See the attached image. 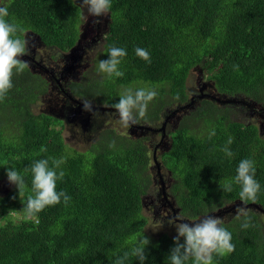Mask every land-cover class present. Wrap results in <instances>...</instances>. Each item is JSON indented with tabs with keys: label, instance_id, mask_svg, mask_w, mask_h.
Returning a JSON list of instances; mask_svg holds the SVG:
<instances>
[{
	"label": "trees",
	"instance_id": "trees-1",
	"mask_svg": "<svg viewBox=\"0 0 264 264\" xmlns=\"http://www.w3.org/2000/svg\"><path fill=\"white\" fill-rule=\"evenodd\" d=\"M2 5L8 8L6 20L19 26L16 36L25 42V53L27 33L38 36L46 50L60 53L81 40L84 12L76 0H2ZM108 17L104 51L95 62L102 88L88 96L113 105L126 88L153 89L157 96L138 122L155 123L165 110L177 114L190 101L187 82L196 70L225 99L223 104L200 101L168 133L171 147L160 156L161 171L182 215L199 219L243 204L239 185L233 183L231 192L220 185L233 180L245 158L255 162L261 186L248 205L264 210V134L237 118L241 103L264 109V0H112ZM110 46L127 51L118 66L122 77L98 71ZM137 47L148 50L150 62L135 54ZM12 81L0 100L1 114L13 111L0 125V177L8 179L12 167L24 176L25 188L22 197L15 185L0 197V264H115L142 237L150 240L144 264H168L174 237L146 233L144 198L158 186L147 140L106 129L89 150L76 151L66 143L60 118L33 110L49 92L48 80L26 68ZM75 94L82 97L79 90ZM230 136L232 157L222 151ZM40 159H48L50 167L52 159L63 160L57 171L65 175L57 191L71 199L29 217L22 200L34 195L30 167ZM12 212L23 218L14 220ZM234 215L224 227L232 233L235 250L214 254L213 264H264V214L250 209L246 229ZM125 264L140 261L129 255Z\"/></svg>",
	"mask_w": 264,
	"mask_h": 264
},
{
	"label": "clouds",
	"instance_id": "clouds-1",
	"mask_svg": "<svg viewBox=\"0 0 264 264\" xmlns=\"http://www.w3.org/2000/svg\"><path fill=\"white\" fill-rule=\"evenodd\" d=\"M81 7L86 8L88 16L97 18L96 22L98 23L101 17L110 13L112 0H82ZM8 15V8L0 5V100H3L14 86L13 75L22 73L28 67V62L19 58L25 54V42L16 36L20 30L19 26L8 22L6 20ZM135 54L150 62V53L147 49L137 47ZM126 55V49L110 46L108 58L99 61L98 71L109 77L113 75L122 77L124 73L118 70V66ZM156 96L157 92L153 89L138 88L133 90L129 87L120 93L118 102L111 107L118 113L119 123L128 127L145 118L148 105ZM81 102L85 111L93 110L91 101L82 100ZM214 135L215 130L213 129L209 133V139ZM232 143L233 138L230 136L222 149L228 157L233 156V152L228 147ZM62 163L63 160L52 159L50 167L48 159H40L31 165V190L34 195H29L26 201L22 200L23 211L27 216L31 217L41 212L46 206L58 204L61 199L65 204L71 199L65 191H57V181L62 180L65 175L63 171H57ZM28 170L25 169L26 172ZM236 173L232 181L220 186L224 192H231L233 183L240 186L239 198L243 206L236 208L234 219L242 221L241 227L246 229L251 226L248 202L256 201L261 186L255 179L256 168L253 160L242 159ZM7 177L9 182L17 187L19 195L22 197L25 188L24 176L16 169L9 167ZM168 223L174 225L177 231V235L174 237L175 246L167 257L168 264H186L189 260L192 261V264H213L214 254L222 256L235 250L232 233L224 227L222 217L208 214L203 218L189 220L182 214H177L169 219ZM149 244L150 240L142 237L138 244L131 249V252H125L122 257H118L115 264H125L129 255L135 256L140 264H144L147 260L145 250Z\"/></svg>",
	"mask_w": 264,
	"mask_h": 264
},
{
	"label": "rangeland",
	"instance_id": "rangeland-1",
	"mask_svg": "<svg viewBox=\"0 0 264 264\" xmlns=\"http://www.w3.org/2000/svg\"><path fill=\"white\" fill-rule=\"evenodd\" d=\"M76 1L79 3V5H82V0H76ZM0 5H2V0H0ZM83 12L84 15H83V24L81 25L82 27L81 40L79 41L76 48L66 53L70 56L67 59L68 60L67 62H73V60L76 58L78 61L81 62V68H87L90 67L92 64H94L95 66L94 71H95L97 68L95 62L98 59L100 53L104 51V47H105V41L103 39L105 38L109 26V17H108L109 14L104 17H101L100 22L97 23L96 22L97 18L90 17L87 15L86 8H83ZM28 41H29V45L30 46L32 45L31 49H33V52L29 50L26 51L25 54H27L28 57L35 56V59L40 60L43 57V54H45L44 56H46L47 59L50 58V55L52 56L56 55L57 58L59 56H63V53L56 54L54 51L46 50L44 48V45L40 46L38 39L35 38L34 36H30V39L28 38ZM52 66L53 63L50 62L49 67L51 68ZM45 75L49 76L48 74H46V72ZM202 76H203V72L196 70L192 72L187 82L190 95L200 94L199 89L200 87H202L201 89L205 90V94H215L216 99L221 101L225 100L222 99L221 96H219L215 92V90L214 91L212 90L213 86L208 80L203 78L200 79V77ZM54 87L56 86L55 85L52 86V91L55 90ZM60 104L61 103L55 102L49 105V100L43 98L40 100L38 104H36V106H34V111L35 113H46L49 112V107L52 106L57 111ZM239 111L241 113L239 116H237L239 121L241 120L245 123L257 125L259 128H261V131L264 134V113H260L256 115L252 113L254 116H251L250 108L248 109L245 108L243 110L239 109ZM175 112L176 111L173 110L167 111L166 117L168 119L167 124L169 125L168 131L170 129H171L170 131H173L175 128H177L178 123L181 119V114H177L176 116H174ZM88 113H90V111ZM51 114H56V113L51 112ZM58 116L59 118L62 119L63 124H66V128H64L63 131L64 138L66 139V143L70 145L72 148H74L76 151L89 150L91 146L97 141L98 133L103 130H106V127L115 129L120 134L135 137L134 132L132 133V131L130 130V126L124 127L119 123V116L109 115L108 113L102 114L101 112H99V114L96 115V118L92 119V123L88 127H84L83 123L75 124L73 121L64 119L60 115ZM86 120H88V117L84 121ZM140 131L141 132L137 134L138 138L151 136L152 139L151 142L150 141L147 142L151 150H154V147H156L162 140L161 136L158 135L155 136L154 133H152L148 129H144ZM165 140H167V138ZM168 143H169V139H168ZM168 143L166 141V145L164 146L165 150L167 149L166 147L168 146ZM155 172H157V170H155ZM163 179L166 182V176L164 174H163ZM5 192H6V184L3 181H1L0 196H3ZM163 199L164 196L160 194V186L156 187V190L153 194H151V197L149 196L146 199H144V214L146 217L149 218V223L146 229V233L150 236H155V237L167 233L170 234L172 237H175L177 235L176 228L174 225H170L168 223V220L174 217V212H172L171 208L168 206H165L163 209L160 208V206H162L160 202ZM162 204H164V202ZM230 208L233 207L231 206ZM11 216L13 217L14 220L16 219L19 220L23 218V216L18 212H12ZM230 217L231 215H227V217H224V219Z\"/></svg>",
	"mask_w": 264,
	"mask_h": 264
},
{
	"label": "flooded vegetation",
	"instance_id": "flooded-vegetation-1",
	"mask_svg": "<svg viewBox=\"0 0 264 264\" xmlns=\"http://www.w3.org/2000/svg\"><path fill=\"white\" fill-rule=\"evenodd\" d=\"M30 36L31 35H29L28 33L25 34L26 50L33 52V49H31L32 45L30 46L29 41H28V38L30 39ZM34 37L38 39L39 45L42 46L43 44H42L40 38L38 36L37 37L34 36ZM35 43H36V41H35ZM50 51H54V50H50ZM54 52L56 54L60 53L57 51H54ZM61 53H63V52H61ZM44 55L45 54H43V57L40 60L35 59V56L34 57H28L27 54H24L22 57H19V58L28 62L27 68L30 71H32L34 74L42 76L43 78H46L49 82V92L47 94L42 95L39 99V102L41 99L46 98L47 100H49V105H51L55 102L61 103L59 105L57 111L52 106V107H49V112H46L45 114H49V115H52V116L57 117V118H59L58 115H60L64 119H67L69 121H73L75 124L83 123L84 127H88L89 125H91L92 119L96 118V115L99 114V112H101L102 114L108 113L109 115L119 116L118 113L111 107L110 104L99 103L96 98L88 96L92 92L95 93V90L98 92L100 87L102 88L100 83L96 82V78H101V76L98 74L97 70L94 71V69H95L94 64H92L90 67H87V68H81V62L78 61L76 58L73 60V62H67L68 61L67 59L70 56L66 53H63V56H59L58 58L56 57V55L55 56L50 55L49 59H47V57ZM50 62L53 63V66L51 68L49 67ZM45 72L49 76H46ZM54 85L56 87H54L55 90L52 91V86H54ZM201 88L202 87H200V89H199L200 94L191 95L190 101L186 105L181 106L180 109L182 111L177 113V114H182L185 110L192 109L195 105H198L199 102L203 101V100H211L213 102L223 104V101L215 98V94H205V90H203ZM78 90L81 92L82 97L75 94V92ZM212 90L214 91V87L212 88ZM82 100H89L92 102V109L93 110L90 111V113H88L89 111L84 110L83 104L81 102ZM228 105L229 104H227V106ZM239 105H240L239 109H241V110H243L245 108H247V109L250 108V107H248V105H245L243 103H241ZM34 106H36V105H34ZM34 106H33V110H34ZM236 107H238V106L233 105L232 108H236ZM102 108H109V109L104 110ZM250 110H251V113H250L251 116H254L252 113H254L256 115V114H260V111L264 112V109H262V108L257 109L256 106L253 108H250ZM165 111L163 113H161L160 119L155 123H150V122L146 123V122L142 121L141 123L138 122L135 124H131L130 130L132 131V133L134 132L136 138L134 136L133 137L129 136V137L132 139H139V140L140 139H146L147 140L146 144H147V142H149V141L151 142V140H152L151 136H145L143 138H138L137 134H139L141 132L140 130L148 129L152 133H154L155 136L156 135L161 136V138H162L161 142L156 147H154V150H153V156H152V160H153L152 166L153 167L152 168L158 169V174L157 175L155 174V176H156L155 184H158V186H160V194H162V196H164V199L161 200V202H160V204L162 205V206H160V208L163 209L165 206L170 207L172 212H174V216H175L177 214H182L183 209L179 207V205L175 201L173 195L172 196L169 195V187L170 186H169V182H168V177L165 175L167 178L166 182H165V180L163 179V174H162L163 172L161 171V168H162L161 164L162 163L160 160V156L163 153L167 152L171 147L170 141L168 143V139H169L168 138V132L171 129L168 131L169 125L167 124L168 119L166 117L167 114L165 113ZM51 112L52 113L55 112L58 115L51 114ZM10 114H13L12 110H6L3 114L0 113V125H6L5 124L6 120ZM37 114H40V113H37ZM177 114H174V116H176ZM87 117H88V120L84 121L85 119H87ZM63 125H65V128H66V124H63ZM158 127H160V128H158ZM106 129H111V128L106 127ZM102 132L103 131L98 133V138ZM116 132H117V130H116ZM117 134L123 135V134H120L118 132H117ZM126 136H128V135H126ZM98 138H97V140H98ZM166 138H167V140H165ZM166 141L168 143V146L166 147L167 149L165 150L164 146L166 145ZM1 181H3L6 184V192L3 195V196H5L12 190L13 184H11L6 177H4V178L0 177V182ZM3 196H0V197H3ZM149 196L151 197V195H149ZM149 196H145L144 199H146ZM163 202H164V204H162ZM227 207H225L221 211L214 213L213 215L222 217L224 219V217H227V215L235 214L236 209H232V208L227 209ZM229 207H231V206H229ZM187 219H189V218H187ZM228 219L229 218L224 219V221H227Z\"/></svg>",
	"mask_w": 264,
	"mask_h": 264
},
{
	"label": "water",
	"instance_id": "water-1",
	"mask_svg": "<svg viewBox=\"0 0 264 264\" xmlns=\"http://www.w3.org/2000/svg\"><path fill=\"white\" fill-rule=\"evenodd\" d=\"M102 109L107 110V109H109V108H102ZM239 206H243V204L239 203V204H237V205H235V206H232V207H233L232 209H236V208L239 207ZM247 207H248L249 209H255V210H258V211H260L261 213L264 214V210H263L260 206H258V205L250 204V205H248ZM229 208H230V207H228L227 209H229Z\"/></svg>",
	"mask_w": 264,
	"mask_h": 264
}]
</instances>
